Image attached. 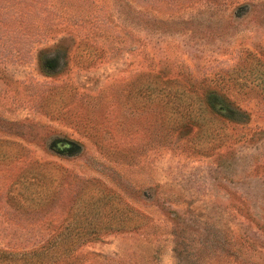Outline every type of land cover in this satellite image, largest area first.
<instances>
[{"label":"rangeland","instance_id":"rangeland-1","mask_svg":"<svg viewBox=\"0 0 264 264\" xmlns=\"http://www.w3.org/2000/svg\"><path fill=\"white\" fill-rule=\"evenodd\" d=\"M0 264H264V0H0Z\"/></svg>","mask_w":264,"mask_h":264},{"label":"trees","instance_id":"trees-1","mask_svg":"<svg viewBox=\"0 0 264 264\" xmlns=\"http://www.w3.org/2000/svg\"><path fill=\"white\" fill-rule=\"evenodd\" d=\"M2 254V253H1ZM4 254V253H3ZM3 254H2V256H3Z\"/></svg>","mask_w":264,"mask_h":264}]
</instances>
